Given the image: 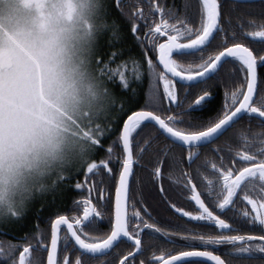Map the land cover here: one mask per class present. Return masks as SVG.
<instances>
[{"label":"snow or ice","instance_id":"1","mask_svg":"<svg viewBox=\"0 0 264 264\" xmlns=\"http://www.w3.org/2000/svg\"><path fill=\"white\" fill-rule=\"evenodd\" d=\"M114 6L131 22V34L141 48L142 60H132V76L140 81L147 73L146 98L141 103L138 90L131 88L127 62L111 66L122 50L105 53L100 44L96 56L99 74L108 85L118 77L121 88L130 91L126 98L112 92L116 103L112 115L97 129L95 153L104 148V138L116 131L120 117L131 114L106 148L107 157L97 163L93 155L86 164L87 174L106 171V176L98 184L88 185L87 198L77 205V209L83 206L82 217L58 215L51 224L50 248L44 249L47 264H61L57 259L61 241L65 253L72 242L75 255L73 260L64 254L62 264H108L101 257L110 255L121 242H127L129 250L115 256L114 264H232L233 258L264 264V133L249 137L243 131L235 132L232 139L238 138L242 147L234 149L226 141L228 151L218 160H205L194 173L181 169L185 161L189 167L196 164L200 149L215 144L245 117L258 119L264 127V76H258V69H264V47L254 49L244 42L264 45V0H182L181 5L174 0L171 6L167 0H114ZM245 17L260 22L249 19L245 24ZM123 38L120 29L112 32L109 48ZM209 81L215 83L209 85ZM220 86L225 88L224 103L216 114L194 116L211 110L213 89ZM183 89L190 91L181 97ZM161 137L170 144L161 146ZM257 142L261 146L253 151ZM201 168H210L214 179ZM178 170L182 181L174 178ZM165 179L172 182L167 187ZM113 181L114 201L109 191ZM74 186L85 187L79 182ZM181 198L194 203L196 211L178 206ZM239 203L246 206L238 207ZM170 210L187 218V223L218 233L203 234L186 224H173L166 218ZM106 216L108 232L102 237L90 235ZM61 226H66L63 237ZM145 237L153 241L163 238L174 249L192 250L158 248L159 254L152 251L147 256L150 249L145 247ZM224 245L230 248L216 254ZM34 250L31 243L24 246L18 264H33ZM0 255H7L3 248ZM12 264L17 261L13 259Z\"/></svg>","mask_w":264,"mask_h":264},{"label":"clouds","instance_id":"2","mask_svg":"<svg viewBox=\"0 0 264 264\" xmlns=\"http://www.w3.org/2000/svg\"><path fill=\"white\" fill-rule=\"evenodd\" d=\"M111 0H0V223L88 164L116 98L96 67Z\"/></svg>","mask_w":264,"mask_h":264},{"label":"trees","instance_id":"3","mask_svg":"<svg viewBox=\"0 0 264 264\" xmlns=\"http://www.w3.org/2000/svg\"><path fill=\"white\" fill-rule=\"evenodd\" d=\"M174 0H167V3L169 6L172 5ZM232 0H229V3H231ZM175 3L178 5L182 4V0H175ZM111 16L112 18L118 22L120 25V31L123 33V40L116 44L115 48L110 49L108 45V41L102 46V50L105 53H108L110 51L115 50L116 48H119L122 50L121 57L117 60L116 63L112 64L111 66L115 68L117 64L119 63H125L128 64V75L131 77V88L137 89L139 92V98L141 99V103H143V100L146 98L147 89L149 86V80L147 73L145 72L142 80L137 81L134 76H132V60L135 59L137 61L142 60V52L139 44L136 43L135 39L133 38L130 27L131 22L127 19V17L114 6V0H111V6H110ZM128 11V10H126ZM249 19H257L256 17H245L244 23L246 24ZM236 23V21H233ZM257 22H260L259 19H257ZM247 31H251V28H246ZM248 46L254 48V49H260L261 47H264V45H261L258 42H253L250 40L244 41ZM146 67V65H145ZM230 67V66H228ZM144 69H142L143 71ZM258 76H264V69H258ZM242 79V78H241ZM209 85L214 84V81H209ZM116 84L117 88H120L119 84V78H116ZM231 90V88H229ZM130 90H122L119 91V95L123 98H126L129 94ZM215 92V103L210 106L211 110H206L204 112H195L193 113L194 116H201L203 115L205 118L208 116H214L216 112L221 108L222 104L224 103V95H225V88L223 86L215 87L213 89ZM186 92V89L180 90L181 97L184 96ZM260 91L258 88L257 96H259ZM119 106V104H118ZM133 110H139L138 108H135ZM131 112L125 113L123 116L120 117L119 121L115 124L116 131L113 133H109L103 140L104 148L99 149L94 154V159L97 163L101 159H104L107 157L106 148L111 145V142L115 140L118 136L119 130H121L122 123L124 119L129 115ZM243 131L246 135L249 137H253L259 133H264V127L261 126V123L258 119H250L249 117H245L242 119L233 129H230L228 133L225 134V136L221 137L220 140L216 141L215 144L207 145L205 148L200 149L201 155L200 159L196 162V164H193L191 167L188 166L187 162L185 161L181 165V169L183 171L187 172H195V169L201 165L205 160H218V156L226 155L228 149L226 147V141L232 145V147L235 149L237 147H242L239 139L236 140L232 139L233 133ZM168 143L170 144V141H167L164 139V137H161V146L163 144ZM261 145L257 142L253 145L252 150L255 151L256 148L260 147ZM222 148L224 149L221 153H216L212 151L213 148ZM179 151V150H177ZM184 156H186V152L184 153ZM240 165H237L239 167ZM136 171H139V169H136ZM201 172H203L205 175H207L210 179H214V177L211 175V169L209 168L207 171L205 169L201 168ZM115 175L118 178V169L115 170ZM103 176H106V171L103 172V175H100L99 179H102ZM84 178L87 179V182H91L93 179V175L87 174L86 172V165L82 167L80 170L72 173L69 175V178L65 179L63 182V189L61 193H58V195L54 196V199L50 200L47 199L45 201H38L34 202L30 205L27 212L22 215L20 218L12 219L6 223H0V248L4 249V252L7 255H0V264H12V260H16L18 264L19 259V252L22 251L24 246H27V244L31 243L33 248L35 249L30 259L33 261V264H46L47 262V251L44 250L45 245H49L51 241V224L53 223L54 219L58 217V215H66L68 217L74 216L76 213V206L77 202L76 200L80 197H84L87 195V189L84 187V189H76L75 183L79 182L83 184ZM174 178H179L181 181L183 180L181 171H177L175 173ZM171 181H168L165 179L164 184L167 187L169 184H171ZM115 186L114 181L110 183L109 185V191L111 194V199L113 200V194H114ZM203 191L204 189L201 188ZM179 206H183L185 210L195 212V206L193 203H189L187 200H184L181 198L179 201ZM139 207V205H138ZM152 211V209H149ZM153 215L156 216V212L153 211ZM166 218L173 224H186L187 227L192 228L194 231L204 233V230L207 228L201 227V225L196 223H187V218H182L178 214H173V211H169L166 214ZM109 230L108 225V218L107 216L104 219V222L102 225L97 228L95 231L90 230V235H98L102 237L104 234H106ZM66 234V232L63 230L62 237ZM212 234H214L212 232ZM252 234V233H251ZM147 238V237H146ZM38 241H42V243H38ZM166 242V241H165ZM71 243H69L68 251L65 253L63 251L64 244L61 241L60 244V250H59V261L62 264V256L64 254H67L71 256V258L74 260L75 255H73V249L71 246ZM149 252L152 250L157 251V254L159 253L158 248H166L168 250L176 251L178 252L180 249L176 248L174 249L172 245L168 244L167 242L164 244H159L158 241H153L149 238H147L146 243ZM11 246V247H10ZM129 250V244L127 242H121L118 247L114 248L112 250V253L108 256L101 257L102 261H107L108 264H114V257L119 255L120 253H126ZM76 255H79L77 252ZM98 261H92L91 264H95ZM232 264H247L246 261H242L239 259H232Z\"/></svg>","mask_w":264,"mask_h":264},{"label":"flooded vegetation","instance_id":"4","mask_svg":"<svg viewBox=\"0 0 264 264\" xmlns=\"http://www.w3.org/2000/svg\"><path fill=\"white\" fill-rule=\"evenodd\" d=\"M126 10H128V9H125V11ZM187 91H190L189 89H186V92ZM122 127V126H121ZM200 152H201V150H200ZM99 177H100V175H93V179L91 180V182H87V179L86 178H84V181H83V185L85 186V188L87 189V187H88V185L89 184H92V183H97L98 184V182L101 180V179H99ZM114 194H115V190H114ZM114 194H113V201H114ZM98 195V193L97 194H95L94 195V197H93V202L94 203H96L97 202V200H96V196ZM85 198H87V195L86 196H84V197H80V198H78L77 200H76V202L79 204V202L81 201V200H83V199H85ZM175 202V201H174ZM77 204V205H78ZM194 204V203H193ZM178 206H179V202H178ZM195 206V205H194ZM238 207H245L246 205H244L243 203H239L238 205H237ZM247 207H249L250 208V206H247ZM195 209H196V207H195ZM102 211H104V209H101ZM75 214H74V216H72V217H75V216H77V215H79V216H81L82 217V215H83V206L82 205H80L79 206V208L77 209V206H76V210H75ZM179 215V214H178ZM66 216V215H65ZM69 218H71V217H69ZM102 224H98L97 226H96V230H97V228H99L100 226H101ZM63 230L66 232V228H64V227H62L61 228V237H62V232H63ZM212 232L214 233V234H217L218 233V230H216V229H213V228H207V229H205L204 230V233L203 234H212ZM233 234H236V233H233ZM251 234V233H250ZM94 236H98V235H94ZM145 241H146V243H147V238L145 237ZM156 241H158V243L159 244H164V243H166L165 241V239H163V238H159V239H157ZM145 243V246L147 245ZM60 244H61V242H60ZM147 247V246H146ZM230 248V246H227V245H224V246H219L218 248H217V251H216V254H220V253H222V252H224V251H227L228 249ZM59 250H60V246H59ZM180 250H192V249H187V248H184V249H180ZM198 250H204V249H198ZM208 250H211V249H208ZM152 251H154V250H152ZM151 251V252H152ZM151 252H146V255L147 256H150L151 255ZM159 254V253H158ZM58 261H59V254H58ZM95 264H99V262H96Z\"/></svg>","mask_w":264,"mask_h":264},{"label":"rangeland","instance_id":"5","mask_svg":"<svg viewBox=\"0 0 264 264\" xmlns=\"http://www.w3.org/2000/svg\"><path fill=\"white\" fill-rule=\"evenodd\" d=\"M110 15H111V11H110ZM111 18H112V16H111ZM108 40H109V37L106 36L105 39L101 41V46H103ZM108 86L111 88L112 92L115 94L116 97H118V98L121 97L119 95V91H122L124 89H122L121 87L117 88L116 82L115 83L110 82ZM113 119H115V117H113ZM63 185H64L63 182H61L56 190L52 191L50 194H48L46 196L39 197V198L35 199L32 203L38 202V201H45L47 199H50V200L54 199V196L58 195V193H61V191L63 189Z\"/></svg>","mask_w":264,"mask_h":264},{"label":"water","instance_id":"6","mask_svg":"<svg viewBox=\"0 0 264 264\" xmlns=\"http://www.w3.org/2000/svg\"><path fill=\"white\" fill-rule=\"evenodd\" d=\"M130 114H131V113H130ZM130 114H129V115H130ZM126 118H127V117H126ZM126 118H125V119H126ZM125 119H124V120H125ZM122 125H123V123H122ZM121 129H122V127H121ZM56 218H57V217H56ZM56 218H55V219H56ZM55 219H54V221H55ZM54 221H53V222H54ZM62 227L66 228V226H61V228H62ZM60 236H61V231H60ZM50 242H51V241H50ZM59 246H60V243H58L57 259H58V254H59ZM45 247L50 248V244H49V245H45ZM45 247H44V248H45ZM201 259H206V258H201ZM46 264H47V262H46Z\"/></svg>","mask_w":264,"mask_h":264}]
</instances>
